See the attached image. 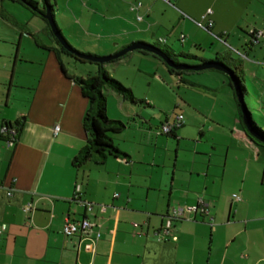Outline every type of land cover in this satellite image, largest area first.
<instances>
[{
    "label": "crops",
    "instance_id": "0c3cea01",
    "mask_svg": "<svg viewBox=\"0 0 264 264\" xmlns=\"http://www.w3.org/2000/svg\"><path fill=\"white\" fill-rule=\"evenodd\" d=\"M133 1L84 5L92 16L102 11V30L121 40L119 49L139 34L167 43L160 33L178 29L184 47L200 48L206 33L219 43L216 56L240 59L243 96L264 105V0H142L131 11ZM14 3L0 0V264H264V147L248 134L228 78L179 76L197 90H185L172 113L150 94L133 95L128 106L107 90L117 102L110 113L106 97L107 116L126 123L111 136L124 154L77 162L87 98L76 79L93 74L71 73L60 48L38 41L36 34L50 33L45 21L15 17ZM207 9L211 30L197 23ZM179 113L173 132H158ZM17 121L21 130L9 143L1 126ZM200 200L204 212L184 210L164 232L172 209ZM83 217L93 223L86 232L63 234L66 219Z\"/></svg>",
    "mask_w": 264,
    "mask_h": 264
},
{
    "label": "rangeland",
    "instance_id": "374dc122",
    "mask_svg": "<svg viewBox=\"0 0 264 264\" xmlns=\"http://www.w3.org/2000/svg\"><path fill=\"white\" fill-rule=\"evenodd\" d=\"M85 1L86 0H57L55 2V0H51L50 3L52 4L53 10L55 11L53 13L54 19L58 27L62 31L63 36L73 48L82 53L87 52L93 55L107 56L118 52L121 48L119 49L115 42L121 43V40L110 39L105 36L106 33L102 30L105 26L104 22L102 21L103 19L101 18L102 11L98 10L97 14L93 13L94 15L92 16V9L84 5ZM138 1H140L143 5L142 0H135L133 1V3H136ZM38 3L40 8L45 7L44 3H42L41 0H39ZM14 6L15 17L21 19L23 16H32L34 21H37L39 23L44 22L41 17L32 13V11L30 10L31 8L29 9L21 3H14ZM56 6L58 7L56 8ZM91 17H93V21L91 26H89L88 20H90ZM76 19H80V21L77 22ZM95 21L100 24L97 28H95L94 25ZM44 24L47 23L44 22ZM47 28L49 30V27ZM180 33V29L177 30L176 36H168V34L166 33H160V35L166 39L167 46L170 47L175 54L184 52L188 53L191 56H179V62L187 64H197L198 62H200V58L214 59L216 57V47L219 46L218 41L215 42V39L213 40L212 37L205 33V36L207 38V43H205V46H201L200 48L195 47L193 44L192 46H190L191 42L188 41L184 47L179 39ZM49 34L50 33H48L45 38L43 37V35L39 34H36V37L40 42H43L45 44L52 43L59 48V45H57V43ZM135 37H138V39H132L130 41H144L147 43H153L157 40V37H153L148 33L145 35L139 34V36H132V38ZM30 40L32 39L30 38ZM122 41V43H128L127 41L129 40L123 39ZM26 42L27 39L25 38L24 43L26 44ZM116 49L119 50L116 51ZM72 53L75 57H80L76 53ZM61 54L64 61L67 62L66 65L71 73H76L77 75H81L82 73V75H85L87 73L94 74L97 70L96 68L98 67V65L94 60H77L69 56L68 54ZM233 54L236 55L235 53ZM105 68L107 69L111 77L122 83L124 87L130 88L132 94L135 95V97L140 99L143 98L146 93L150 94L155 103L159 105V107L166 109L167 113H172L174 109L173 102L177 98H180L183 95H188L184 92L185 90H197V87L196 89L194 87L188 89L189 87L184 85L183 81L180 80V77L176 74H170L167 65L163 63V61L158 56H155L153 54L143 55V53L140 51H132V54L130 52L114 61L105 63ZM209 74H220L221 76H225L227 78V75L225 73L211 70L198 71L196 73H183L182 76H194L193 78L200 81H210V79L207 77L209 76ZM227 88L228 87L221 88L222 91L220 94H226L225 89ZM115 96L117 95L115 94ZM106 97L109 112H115L117 110V102L115 97L113 98V96L111 95H106ZM243 100L255 124L264 131L263 103H256L254 106H252L248 96H243ZM123 102L128 106L132 105L131 100L125 99L123 100ZM250 107L253 110H251ZM154 112H156L157 114L160 113V111L156 109L154 110ZM254 143L259 144L257 142Z\"/></svg>",
    "mask_w": 264,
    "mask_h": 264
},
{
    "label": "trees",
    "instance_id": "16d2710c",
    "mask_svg": "<svg viewBox=\"0 0 264 264\" xmlns=\"http://www.w3.org/2000/svg\"><path fill=\"white\" fill-rule=\"evenodd\" d=\"M15 2H19L27 8H31L33 14L38 15L43 19L47 26L49 27L51 37L54 39V41L59 45V48L62 53L68 54L69 56L77 59V60H84L86 58L84 57H75L72 52L81 54V55H88V56H95L99 57L98 55H93L91 53H82L80 51H77L75 48L71 47L72 51L67 50L58 40L56 36H54L52 30L50 29V26L48 24L47 19L44 17L45 14V7L40 8L39 7V0H11ZM44 5H47L53 12L52 4L49 0H41ZM57 29L60 33L62 31L58 27L56 23ZM63 34V33H62ZM140 43L146 46H149L151 48L159 50L161 53L166 55L168 60L173 64V66H170L167 64L164 60H162L159 56V58L165 63L172 73L182 76L183 73H196L198 71H218L222 72L220 70H216L213 68H204L201 70H192V69H183V68H176L175 66H206L209 64H216V63H222L225 66L232 69L233 77L236 81V84L238 86L239 91L241 94H244L245 92V86H244V70L241 64L240 59H235L232 57H224L223 55H217L214 59H204L200 58V62L197 64H187L183 62L178 61L179 56L183 57H191L188 53L180 52L179 54H175L170 47L167 46V44L161 40H156L153 43H147L144 41H134L129 43L128 45L123 46L121 49L126 48L127 46H130L132 44ZM70 44V43H69ZM120 49V50H121ZM134 51H140L142 53L147 54H153L152 52H149L148 50L144 49H135ZM130 53V52H128ZM127 53V54H128ZM126 55V54H125ZM155 55V54H153ZM124 56V55H123ZM157 56V55H155ZM122 57V56H121ZM195 57V56H193ZM120 58V57H119ZM118 58L112 59L110 61H114ZM107 61V62H110ZM107 62H97L98 65V72L93 75H89L86 78H78L76 81L78 82L79 86L81 87L82 94L87 98V106L84 111L82 122L83 127L86 132V142L84 146L79 150L77 156L75 157V160L77 162L79 161H85V160H92L96 163L103 162L108 156H117L119 154H124L121 152L113 143L111 136L114 134L121 133L123 129L126 126V123L118 120V119H110L106 114V90L111 89L121 95L123 98H126L128 100L134 101L133 94L130 88H126L120 83L118 80L114 79L110 76L109 72L105 68V63ZM64 71V69H63ZM224 73V72H222ZM228 80L231 82V85L234 90V84L232 82V78L228 77ZM235 93V90H234ZM249 118H248V126L251 129L255 135L260 137L262 140H258L254 138L250 132L248 131V134L253 138L254 142L259 143L258 145L264 147V131L261 130L253 121L251 118L250 112L247 109ZM242 116V114H240ZM6 124V123H5ZM8 125H15L17 127V131L19 132L21 130V123L20 121L12 123H7ZM244 124V123H243ZM245 126V124H244ZM246 128V126H245ZM248 130V129H247ZM18 137V135H17Z\"/></svg>",
    "mask_w": 264,
    "mask_h": 264
},
{
    "label": "built area",
    "instance_id": "2783aa9c",
    "mask_svg": "<svg viewBox=\"0 0 264 264\" xmlns=\"http://www.w3.org/2000/svg\"><path fill=\"white\" fill-rule=\"evenodd\" d=\"M141 6H142V4L140 1H138L136 3H131L130 4V10L134 11ZM211 14H212V10L207 9L204 12V14H202L200 20L197 22L198 25L204 29L211 30V28L213 26V19L211 17ZM141 18L142 17L140 15H137V19H141ZM182 122H183V115L180 113L176 114V116L172 122H165V123L161 124L158 128V132L161 134H170ZM1 130L6 132V139L9 143H12L17 139L18 131H17V127L15 125L4 124L1 126ZM54 130H55V132L57 130H59V126H55ZM75 192H76L75 197H77L78 193H79V185L76 186ZM116 196H117V193L114 194V197H116ZM81 204L84 205L86 210H90L92 208L91 204H89V203L81 202ZM30 209H31L30 204L25 206V211H29ZM101 209L103 210L104 206H102ZM184 210H189V211L200 210V211L204 212L205 211V203L202 200H200L197 205L188 206L185 209L180 208V207L172 209L171 213L167 215L166 225L164 227L165 233H168V231H169L171 220L173 218L181 217ZM92 225H93V223L90 222L86 217L80 218L78 220L66 219V221L64 222V224L62 226V232L66 236L81 234V233L86 232V230H88ZM134 225H137V224L135 223ZM5 229H6V224L1 222L0 223V233L3 232ZM99 234L100 233L97 231L96 237H98Z\"/></svg>",
    "mask_w": 264,
    "mask_h": 264
},
{
    "label": "water",
    "instance_id": "95a60500",
    "mask_svg": "<svg viewBox=\"0 0 264 264\" xmlns=\"http://www.w3.org/2000/svg\"><path fill=\"white\" fill-rule=\"evenodd\" d=\"M44 17L47 19L48 24L50 26V29L52 30L54 36H56L58 38L59 42L67 50L72 51L71 50V47H70L71 45L69 44V42L63 36V34L58 31L57 26H56V22H55V19H54L53 12H52V10L47 5H45V14H44ZM135 49L148 50L149 52H152L153 54L159 56L162 60H164L170 66H173V64L168 60V58L166 57V55H164L163 53H161L159 50L154 49V48H151V47L146 46V45H143V44H140V43L132 44L130 46H127L124 49L119 50L116 53H113V54L107 55V56L95 57V56L81 55V54H78V53H76V54L79 55L80 57H84L86 59H90V60H94L96 62L103 63V62H107V61H110V60L115 59V58H119V57L127 54L128 52L134 51ZM175 67L176 68H183V69H192V70H201V69H204V68H213V69H216V70H220V71L224 72L228 77H231L232 78V82L234 84L235 95H236L237 101H238L239 106H240V109H241L243 122H244L246 128L248 129V131L250 132V134L254 138H256L258 140H262L260 137H258L257 135H255V133H253L251 131V129L249 128V126H248L249 114H248L247 107H246V105L244 103V100H243V94H241V92L239 91L238 86L236 84V81H235V79L233 77L232 69H230L229 67L225 66L222 63H216V64L213 63V64H209V65H206V66H189V65H184V66H175Z\"/></svg>",
    "mask_w": 264,
    "mask_h": 264
}]
</instances>
